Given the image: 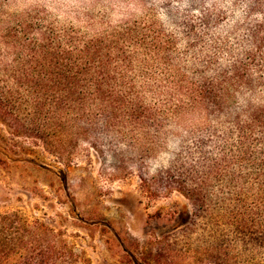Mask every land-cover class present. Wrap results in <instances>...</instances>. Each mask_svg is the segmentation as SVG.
Returning <instances> with one entry per match:
<instances>
[{
    "label": "rangeland",
    "instance_id": "rangeland-1",
    "mask_svg": "<svg viewBox=\"0 0 264 264\" xmlns=\"http://www.w3.org/2000/svg\"><path fill=\"white\" fill-rule=\"evenodd\" d=\"M263 13L264 0H0V91L7 96L25 92L9 69L18 42L45 25L88 32L160 25L174 42L172 61L188 78L223 89L209 112L186 106L147 152L96 130L70 142L69 164L43 144L27 97L15 99L18 115L0 117V212L20 210L52 227L74 251L66 264H264V227L241 229L224 207L194 217L187 197L151 179L208 119L227 124L232 106L239 113L264 109L263 46L253 48L259 56L247 68L257 80L235 79Z\"/></svg>",
    "mask_w": 264,
    "mask_h": 264
},
{
    "label": "trees",
    "instance_id": "trees-1",
    "mask_svg": "<svg viewBox=\"0 0 264 264\" xmlns=\"http://www.w3.org/2000/svg\"><path fill=\"white\" fill-rule=\"evenodd\" d=\"M262 15L254 25V45L236 66L240 70L235 79L247 83L257 80L247 68L259 56L253 48L264 47ZM33 34L25 43L18 42L20 50L9 68L25 92L16 97L0 91V117L6 121L16 114L15 99L25 95L26 104L33 106L29 121L39 125L43 144L52 146L65 164L72 162L70 142L81 135L100 130L130 149L147 152L186 106L204 105L209 112L222 100V88L188 78L172 61L175 45L160 25L126 23L95 32L45 25ZM230 108L227 124L208 119L184 142L169 167L151 179L187 197L194 217L211 214L214 206L224 207L241 229L258 230L264 227V109L239 113L233 112L235 106ZM53 137L58 147H53ZM140 180L149 182L143 176ZM57 235L20 210L0 212V264L68 263L74 251L60 244Z\"/></svg>",
    "mask_w": 264,
    "mask_h": 264
}]
</instances>
